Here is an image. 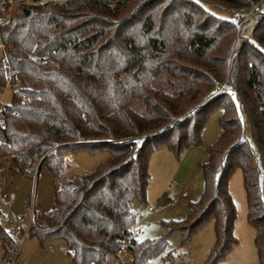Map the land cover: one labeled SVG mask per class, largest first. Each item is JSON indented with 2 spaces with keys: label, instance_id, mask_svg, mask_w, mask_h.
<instances>
[{
  "label": "trees",
  "instance_id": "1",
  "mask_svg": "<svg viewBox=\"0 0 264 264\" xmlns=\"http://www.w3.org/2000/svg\"><path fill=\"white\" fill-rule=\"evenodd\" d=\"M256 2L262 6V0H0L8 63L0 60V88L12 89L0 161L21 164L32 178L37 167L62 176L63 159L79 149L109 154L93 170L60 178L52 209L34 217L30 236L40 244L61 238L69 264H109L137 222L134 204L145 202L150 154L167 147L178 157L200 143L208 112L218 106L221 132L198 164L200 198L183 219L161 220L160 236L133 241L134 264L160 253L172 233L187 240L209 221L214 242L199 264H219L238 242L229 192L237 169L256 264H264V10L235 20ZM221 83L231 90L216 92ZM1 219L0 211V239L13 245Z\"/></svg>",
  "mask_w": 264,
  "mask_h": 264
},
{
  "label": "rangeland",
  "instance_id": "2",
  "mask_svg": "<svg viewBox=\"0 0 264 264\" xmlns=\"http://www.w3.org/2000/svg\"><path fill=\"white\" fill-rule=\"evenodd\" d=\"M204 6L219 17H231L226 11L217 10L210 5ZM14 7L12 5L11 8ZM261 10H264V0H262ZM253 25L254 21L247 27L246 36H250ZM2 55L0 50V60ZM11 93L10 87L4 91L0 89L1 104L9 103ZM220 113L221 110L218 106L209 110L201 130L200 143L186 147L178 157L167 147H160L150 154L148 161L150 179L146 199L145 202H136L133 206L138 215L134 228L139 230L138 236L141 238L160 236L163 232L161 220L183 219L189 212L190 204L200 198L204 188V179L198 164L206 162L208 159L206 148L216 140L221 132ZM245 133L251 143L248 125H245ZM68 154H73V156H65L60 169V175L64 178L93 170L109 155L105 149L93 154L79 149ZM0 170L6 174V176L0 177V190L5 191L9 197L6 200L8 209L4 203L0 202V210L3 215L9 210L11 214L27 220L26 206L31 202L37 216L48 213L52 209L55 190L61 184L59 176L53 175L48 168L43 167L39 171H35L32 178L25 177L22 174V165L14 166L8 158L0 161ZM229 192L236 206L235 225L239 227V224L241 225L243 222L252 229V226L247 222L246 198L241 172L238 169L230 178ZM182 193H185L187 197L181 198ZM164 196L169 197L176 204L172 208L164 206ZM155 205L160 207L157 211H147L148 206ZM5 227L9 228L7 225ZM239 232L241 236V230ZM235 237L239 238L236 235ZM213 242V225L209 221L187 240L183 239L180 232L172 233L168 237L165 247L160 253L152 256L151 261L153 264H199L206 257ZM16 264H69V255L61 238L40 244L34 236L28 235L21 244Z\"/></svg>",
  "mask_w": 264,
  "mask_h": 264
},
{
  "label": "built area",
  "instance_id": "3",
  "mask_svg": "<svg viewBox=\"0 0 264 264\" xmlns=\"http://www.w3.org/2000/svg\"><path fill=\"white\" fill-rule=\"evenodd\" d=\"M260 8H261L260 3L256 2L253 4L252 8L245 15L243 16L236 15L235 20L239 24H241L252 11H257ZM6 19H7V14L0 7V27L6 21ZM0 50L2 51L3 54L1 60L4 66H8V63L4 55L5 44L1 41V39H0ZM15 86L16 84L13 85V87ZM7 87H10L8 83L0 89L4 91ZM221 89H226L230 91L231 88L226 83H221L217 85V88L215 90L216 92H218ZM3 108L4 105L1 104L0 102V127L5 126V113ZM61 177L62 176H59V178ZM181 196L184 197L185 194L183 193ZM8 198H9L8 194L5 191L0 190V202L4 203L7 209H8V204L6 200ZM164 200H165V206L167 207H172L175 203L174 201H171L170 198L167 196H164ZM26 208L28 211L27 220L26 218L18 217L11 214L9 210H7L8 212L5 213L4 215L2 214L1 221L4 225L9 226L8 231L13 241V245H10L7 241L0 239V247L3 250V264H16V259L19 254L21 244L23 240L29 235L30 225L34 220V217L37 216L35 215L36 211L33 207L32 202L28 206H26ZM147 210L149 212L156 211L157 207L148 206ZM138 238L139 236L137 230L134 227H132L129 230L128 235L122 239L120 247L116 250L114 259L109 264H134V255L130 247L132 242L137 240ZM144 264H153V263L151 259H148L145 261Z\"/></svg>",
  "mask_w": 264,
  "mask_h": 264
},
{
  "label": "crops",
  "instance_id": "4",
  "mask_svg": "<svg viewBox=\"0 0 264 264\" xmlns=\"http://www.w3.org/2000/svg\"><path fill=\"white\" fill-rule=\"evenodd\" d=\"M69 155L73 156V154H68L66 155V157H69ZM186 197H187L186 194L184 197L181 196V198H186ZM175 204L176 203H174V205ZM153 207H157V210L160 208L157 205ZM172 207H168V208H172ZM239 230H241V236L239 234L240 233ZM137 232H139V230H137ZM234 234L237 237H239L237 239L238 242L233 248H231V250L227 253L225 258L219 264H256L257 263L256 251H255V247L253 246L254 244L252 242L254 236V229L253 228L250 229V227H247V225L241 222V225L239 224V227L234 224ZM139 238L141 237L139 236ZM0 264H3V250L1 247H0Z\"/></svg>",
  "mask_w": 264,
  "mask_h": 264
},
{
  "label": "water",
  "instance_id": "5",
  "mask_svg": "<svg viewBox=\"0 0 264 264\" xmlns=\"http://www.w3.org/2000/svg\"><path fill=\"white\" fill-rule=\"evenodd\" d=\"M38 170V167L36 168V171Z\"/></svg>",
  "mask_w": 264,
  "mask_h": 264
}]
</instances>
